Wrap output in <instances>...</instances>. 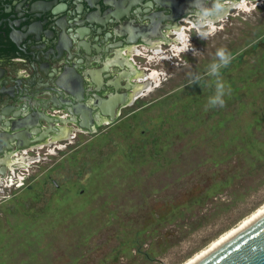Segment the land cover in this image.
<instances>
[{"label":"rangeland","instance_id":"1","mask_svg":"<svg viewBox=\"0 0 264 264\" xmlns=\"http://www.w3.org/2000/svg\"><path fill=\"white\" fill-rule=\"evenodd\" d=\"M219 26L140 109L43 154L0 204V264H182L264 204V4Z\"/></svg>","mask_w":264,"mask_h":264},{"label":"flooded vegetation","instance_id":"2","mask_svg":"<svg viewBox=\"0 0 264 264\" xmlns=\"http://www.w3.org/2000/svg\"><path fill=\"white\" fill-rule=\"evenodd\" d=\"M262 1L228 0L212 33ZM194 2L0 0V204L26 187L43 154L102 134L169 83L188 50L182 37L201 35ZM115 95L123 99L108 106Z\"/></svg>","mask_w":264,"mask_h":264},{"label":"water","instance_id":"3","mask_svg":"<svg viewBox=\"0 0 264 264\" xmlns=\"http://www.w3.org/2000/svg\"><path fill=\"white\" fill-rule=\"evenodd\" d=\"M122 99L115 95L108 106ZM189 264H264V211Z\"/></svg>","mask_w":264,"mask_h":264},{"label":"clouds","instance_id":"4","mask_svg":"<svg viewBox=\"0 0 264 264\" xmlns=\"http://www.w3.org/2000/svg\"><path fill=\"white\" fill-rule=\"evenodd\" d=\"M234 6L228 3V0H214L211 6H207L203 0H195L193 18L195 20V28L202 36H208L212 33L213 23L227 13L229 7ZM256 8V4H255ZM183 47L187 48L188 37H182ZM215 55L219 58L217 62L211 66V75L216 77L214 82V93L207 98L206 108L220 106L225 104V96L229 89L220 78V69L226 67L232 60V55L223 47L219 48Z\"/></svg>","mask_w":264,"mask_h":264},{"label":"bare ground","instance_id":"5","mask_svg":"<svg viewBox=\"0 0 264 264\" xmlns=\"http://www.w3.org/2000/svg\"><path fill=\"white\" fill-rule=\"evenodd\" d=\"M153 73V72H152ZM154 74V73H153ZM152 76V75H151ZM155 76V74H154ZM153 76V77H154ZM152 77V78H153ZM157 80V79H156ZM158 81V80H157ZM262 211H264V204L262 206H260L259 208H257L253 213H251L249 216H247L246 218H244L243 220H241L236 226L232 227L231 229H229L228 231H226L225 233H223L222 235H220L219 237H217L215 240H213L207 247H205L203 250L195 253L191 258H189L188 260L184 261L182 264H189L192 261H194L196 258H198L199 256H201L203 253H205L206 251H208L210 248H212L213 246H215L217 243H219L221 240H223L224 238H226L228 235H230L231 233H233L235 230H237L238 228H240L242 225H244L245 223H247L249 220H251L252 218H254L256 215H258L259 213H261Z\"/></svg>","mask_w":264,"mask_h":264}]
</instances>
